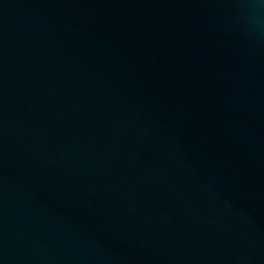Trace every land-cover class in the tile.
I'll use <instances>...</instances> for the list:
<instances>
[{
    "label": "water",
    "instance_id": "95a60500",
    "mask_svg": "<svg viewBox=\"0 0 264 264\" xmlns=\"http://www.w3.org/2000/svg\"><path fill=\"white\" fill-rule=\"evenodd\" d=\"M0 264H264V0H0Z\"/></svg>",
    "mask_w": 264,
    "mask_h": 264
}]
</instances>
